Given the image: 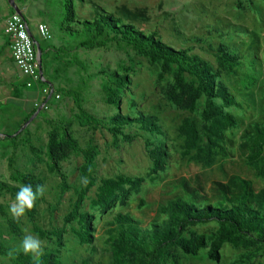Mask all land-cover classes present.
I'll list each match as a JSON object with an SVG mask.
<instances>
[{
    "label": "rangeland",
    "instance_id": "374dc122",
    "mask_svg": "<svg viewBox=\"0 0 264 264\" xmlns=\"http://www.w3.org/2000/svg\"><path fill=\"white\" fill-rule=\"evenodd\" d=\"M70 2L75 15L68 23L66 6ZM26 6L31 8L28 20L42 16L41 21L53 34L51 41L41 44L48 47L47 80L53 89H57L61 99L53 100L48 110L36 103L21 102L20 94L25 89L17 88L16 91L4 84L3 80L8 76L7 63H0V182L21 187L13 179L18 171L37 176L45 189L32 208L36 210L35 223L27 213L23 217H13L9 207L16 195L0 191V205L19 227L18 233L13 232L0 211V241L8 249L7 256L0 255V264H16L17 255L22 251L13 252V249L19 247L25 235L39 238L43 242V255H56L62 264H111L112 252L106 242L107 224L118 212L130 213L144 228L155 221L164 223L168 218L160 215V208L181 193L178 188L181 180L201 185L209 191L214 182H226L231 176H240L253 181L257 191L264 189V179L257 177L240 149L245 130L255 122L264 124V0H26ZM99 14L113 15L146 35L155 33L168 46L188 50L220 73L219 80L236 101V106L226 110L238 121V128L227 133L229 158L206 167L183 157L179 127L186 118L197 121L200 128L202 121L198 115L182 111L167 101L166 90L174 82L175 67L162 77L158 65L151 64L132 49L116 43L94 50L80 46L90 38L83 23L95 21ZM33 31L38 37L35 25ZM220 47L240 57V64L234 71L219 69ZM104 73L128 77L129 84L122 91L119 105H110L106 101L104 85L107 77ZM187 80L193 79L187 77ZM74 94L80 95L89 114L105 119L107 123L118 113L133 118L140 114L152 116L158 120L162 134L151 135L136 124L125 131L133 137L129 141L115 137L106 129L85 127L75 119L79 111ZM203 105L204 100L200 102L201 109ZM47 120L72 121V132L81 147L85 148L91 142L98 147L95 186L81 210L94 217L91 245H83L75 234L74 231L80 229L77 222L65 223V218L73 211L77 193L87 186L81 172L83 156L74 154L62 163L71 187L62 192L60 179L48 168L46 150L51 129ZM6 137L18 139L14 142ZM31 146L43 154L38 156ZM157 147H162L166 153V167L150 176L153 164L148 148ZM119 176L145 178L146 181L139 191L131 193L113 210L103 213L100 208L93 207L102 181ZM141 201L146 204L142 209ZM35 225L46 231L64 230L63 245H59L56 238H41L34 231ZM194 230L210 235L216 231V225H204ZM9 252L13 255L9 256ZM247 253L227 245L221 251L219 262L211 261L207 251H203L197 258L176 253L174 264H238L241 255ZM254 262L264 264V251Z\"/></svg>",
    "mask_w": 264,
    "mask_h": 264
},
{
    "label": "trees",
    "instance_id": "16d2710c",
    "mask_svg": "<svg viewBox=\"0 0 264 264\" xmlns=\"http://www.w3.org/2000/svg\"><path fill=\"white\" fill-rule=\"evenodd\" d=\"M66 11V22H72L75 11L71 2L67 4ZM83 26L90 34V38L81 43L82 48L94 50L116 43L120 47L138 52L151 64L158 65L162 77L175 67L174 82L166 90L167 101L182 111L198 115L202 121L200 128L197 121L186 118L179 127V137L183 140V157L206 167L216 164L220 159L229 158L227 133L238 128V121L226 110L236 106V101L229 89L219 80L220 73H216L209 63L196 55H191L188 50H176L160 40L157 34L146 35L113 15L99 14L95 21L85 22ZM40 50L44 76L47 80L45 62L48 47H43L40 43ZM219 53V69L234 71L239 66L241 59L238 55L230 53L224 47H220ZM105 75L106 101L110 105H119L122 91L129 84L128 77L120 76L118 73ZM187 77L193 80L188 81ZM47 83L51 85L49 80ZM54 90L59 94L57 89ZM73 97L79 111L75 119L85 127L106 129L115 137L121 136L129 141L133 137L126 135L125 131L136 124L151 135L162 134L158 120L152 116L140 114L133 118L131 115L118 113L107 123L105 119L97 118L85 110L79 94H74ZM203 100L204 105L201 109L200 102ZM47 124L51 129L46 150L48 168L52 175L60 179L62 192L71 189L62 163L74 154L83 156L81 172L82 177L87 180V186L77 193V201L73 211L65 218V223L68 225L77 222L80 229L75 230V234L83 245H91L95 232L94 217L81 210L90 190L95 186L94 167L98 147L91 142L82 148L72 132V121L47 120ZM8 139L16 142L18 137H6V140ZM148 147L150 148V145ZM149 148L148 154L153 164L150 176H153L165 170L166 153L162 147ZM240 149L246 156L248 165L256 171L257 177L264 179L262 164L264 124L255 122L245 130ZM31 150L38 156L43 154L34 146H31ZM12 163L11 158V166ZM13 179L20 185H31L34 190L37 185L44 186L43 181L37 176L18 171L15 172ZM145 181V178L127 176L103 180L93 201V207L100 208L103 213L113 210L131 193L139 191ZM178 188L181 193L160 208V215L168 218L164 223L155 221L150 227L144 228L130 213L118 212L113 217L107 224L106 240L112 252L111 264H174L176 253L197 258L203 251H207L211 261L219 262L221 251L227 245L248 252L241 255L238 264H255L254 260L264 251V189L257 191L253 181L240 176H231L226 182H214L209 191L187 180H181ZM19 189L20 187L0 182V191L16 195ZM145 205V202L141 201L140 208ZM0 211L12 231L18 233V223L8 216L1 205ZM27 215L32 223H35L36 210L31 209ZM210 224L216 225V231L210 235L200 234L194 230ZM34 231L41 238H56L59 245H63L62 229L46 231L35 225ZM0 255H8V249L2 241ZM16 264H37V261L31 256L19 253ZM39 264L62 263L58 256L48 254L39 257Z\"/></svg>",
    "mask_w": 264,
    "mask_h": 264
},
{
    "label": "built area",
    "instance_id": "2783aa9c",
    "mask_svg": "<svg viewBox=\"0 0 264 264\" xmlns=\"http://www.w3.org/2000/svg\"><path fill=\"white\" fill-rule=\"evenodd\" d=\"M37 29L43 40L49 41L53 38L48 25L40 23ZM4 33L9 38L12 59L22 76L26 79V87L37 91L39 97H42L39 100L41 103L38 101L37 106L41 105L42 108L48 110L49 101L60 100L61 96L47 83L44 71L43 73L41 72L38 46L28 21L24 16L15 12L6 19Z\"/></svg>",
    "mask_w": 264,
    "mask_h": 264
},
{
    "label": "crops",
    "instance_id": "0c3cea01",
    "mask_svg": "<svg viewBox=\"0 0 264 264\" xmlns=\"http://www.w3.org/2000/svg\"><path fill=\"white\" fill-rule=\"evenodd\" d=\"M14 2H15L16 8L19 9V11H21L23 13V16L28 21L30 30H31L33 36L35 37V39L37 40L39 47H40V43L48 42V41L43 40L40 37V35L37 37L33 31V25H35V28L37 29V26L40 23H43L41 21L42 16L39 19H34L31 17V19H30L31 21H29L27 17H29L31 15L30 14L31 8L26 6V0H14ZM15 12H16V10L10 4V0H0V56L5 54L4 57L0 59V63H3L4 61H6L7 69H8L7 80H3V81H4L5 85H8V87L9 86L13 87L16 91H17V88L19 90L25 89L23 91V93L20 94L21 95L20 101L25 102L28 105H34V103L37 104V102L39 100H41L42 97H39V95L37 94V91L35 89H28L26 87V85H25L26 79L22 76V74L20 73V71L18 70V68L16 67V65L12 59V55H11V51H10V45H9V43H10L9 38L4 33V24H5L6 19H8L9 16H11ZM33 22H35V24ZM37 31H38V29H37ZM51 34H52V32H51ZM52 37H53V34H52ZM51 40H49V41H51ZM1 65H3V64H1ZM0 137H2L1 134H0Z\"/></svg>",
    "mask_w": 264,
    "mask_h": 264
},
{
    "label": "clouds",
    "instance_id": "9594fccd",
    "mask_svg": "<svg viewBox=\"0 0 264 264\" xmlns=\"http://www.w3.org/2000/svg\"><path fill=\"white\" fill-rule=\"evenodd\" d=\"M44 191L43 185H37L35 190L31 185H22L16 193L14 202L9 207L12 216L16 218L25 216L33 208L37 197L44 195ZM20 251L25 256H31L39 264V257L43 255V242L33 235H25L19 247L13 249V252ZM13 252H9V256H12Z\"/></svg>",
    "mask_w": 264,
    "mask_h": 264
},
{
    "label": "water",
    "instance_id": "95a60500",
    "mask_svg": "<svg viewBox=\"0 0 264 264\" xmlns=\"http://www.w3.org/2000/svg\"><path fill=\"white\" fill-rule=\"evenodd\" d=\"M10 4L15 8L16 12L19 13L20 15L23 16V13L21 11H19V9L16 8L15 6V2L14 0H10ZM35 40V39H34ZM37 46H38V50H39V59H40V63H41V72L43 73V61H42V52L40 50L39 44L37 42V40H35Z\"/></svg>",
    "mask_w": 264,
    "mask_h": 264
}]
</instances>
